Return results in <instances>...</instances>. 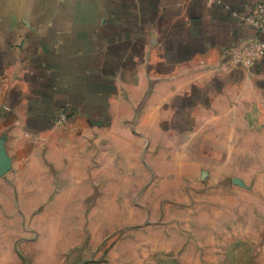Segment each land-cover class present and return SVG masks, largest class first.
Listing matches in <instances>:
<instances>
[{
	"label": "crops",
	"instance_id": "obj_1",
	"mask_svg": "<svg viewBox=\"0 0 264 264\" xmlns=\"http://www.w3.org/2000/svg\"><path fill=\"white\" fill-rule=\"evenodd\" d=\"M258 1L0 0V211L74 195L114 137L213 180L248 165L264 193V59L229 60L264 42L244 20Z\"/></svg>",
	"mask_w": 264,
	"mask_h": 264
},
{
	"label": "rangeland",
	"instance_id": "obj_2",
	"mask_svg": "<svg viewBox=\"0 0 264 264\" xmlns=\"http://www.w3.org/2000/svg\"><path fill=\"white\" fill-rule=\"evenodd\" d=\"M128 139L120 148L113 138L107 164L93 149L90 181L74 195L0 211V264H264L260 174L244 164L213 180L163 141Z\"/></svg>",
	"mask_w": 264,
	"mask_h": 264
},
{
	"label": "built area",
	"instance_id": "obj_3",
	"mask_svg": "<svg viewBox=\"0 0 264 264\" xmlns=\"http://www.w3.org/2000/svg\"><path fill=\"white\" fill-rule=\"evenodd\" d=\"M246 23L258 33L264 31V0H260L251 5L247 14L244 15ZM264 59V42L253 39L247 42L242 48L230 53V63L232 66L253 67L258 61ZM66 115H62L64 120Z\"/></svg>",
	"mask_w": 264,
	"mask_h": 264
}]
</instances>
